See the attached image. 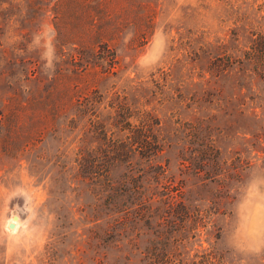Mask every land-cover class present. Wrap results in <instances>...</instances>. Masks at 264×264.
Returning a JSON list of instances; mask_svg holds the SVG:
<instances>
[{"label":"rangeland","instance_id":"374dc122","mask_svg":"<svg viewBox=\"0 0 264 264\" xmlns=\"http://www.w3.org/2000/svg\"><path fill=\"white\" fill-rule=\"evenodd\" d=\"M0 264H264V0H0Z\"/></svg>","mask_w":264,"mask_h":264},{"label":"trees","instance_id":"16d2710c","mask_svg":"<svg viewBox=\"0 0 264 264\" xmlns=\"http://www.w3.org/2000/svg\"><path fill=\"white\" fill-rule=\"evenodd\" d=\"M87 108H88L87 103H83V101L77 99L76 101L77 120L80 118L83 119L85 118L84 115L86 114ZM81 122L79 124H81ZM127 125L130 127V129H135V127H132V124L130 122H128ZM148 127L149 125H147L145 121L143 122L141 120L139 127H137L135 130L130 131L132 133L131 136L132 140L130 143H128L130 144L129 146L131 147L135 146L134 149H136L138 155L146 159H150L151 157L155 156L159 152V146H160L157 137L150 134ZM118 149L119 152H121L122 154L121 156L127 155V152H124V149H126L125 145L122 144L121 148Z\"/></svg>","mask_w":264,"mask_h":264},{"label":"water","instance_id":"95a60500","mask_svg":"<svg viewBox=\"0 0 264 264\" xmlns=\"http://www.w3.org/2000/svg\"><path fill=\"white\" fill-rule=\"evenodd\" d=\"M14 219L17 220V217H14ZM9 227L14 229L15 228V224H13V222H10L9 223Z\"/></svg>","mask_w":264,"mask_h":264},{"label":"bare ground","instance_id":"6f19581e","mask_svg":"<svg viewBox=\"0 0 264 264\" xmlns=\"http://www.w3.org/2000/svg\"><path fill=\"white\" fill-rule=\"evenodd\" d=\"M13 224H15V223H13Z\"/></svg>","mask_w":264,"mask_h":264}]
</instances>
